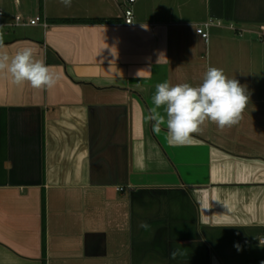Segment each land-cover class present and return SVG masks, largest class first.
<instances>
[{
  "label": "crops",
  "instance_id": "1",
  "mask_svg": "<svg viewBox=\"0 0 264 264\" xmlns=\"http://www.w3.org/2000/svg\"><path fill=\"white\" fill-rule=\"evenodd\" d=\"M125 8L0 0L6 50L60 76L37 91L0 74V264H264V0H139L132 24ZM210 66L246 86L242 119L172 147L145 120L155 85Z\"/></svg>",
  "mask_w": 264,
  "mask_h": 264
},
{
  "label": "clouds",
  "instance_id": "2",
  "mask_svg": "<svg viewBox=\"0 0 264 264\" xmlns=\"http://www.w3.org/2000/svg\"><path fill=\"white\" fill-rule=\"evenodd\" d=\"M70 7L72 0H60ZM0 74L10 83L22 88L25 85L33 90L44 91L55 88L60 76L44 60L37 59L32 47H22L9 53L0 33ZM139 79H150V68L136 72ZM250 96L247 88L235 78H229L223 69L208 67L202 82L193 86L189 83L161 82L155 85L152 107L145 120L151 122L152 130L160 133L162 126L167 129L166 140L172 147L188 146L194 142L193 134L203 132V126L214 123L219 129L230 128L242 119ZM140 227L149 226L142 222ZM264 245V239H260ZM178 254L171 253L172 257Z\"/></svg>",
  "mask_w": 264,
  "mask_h": 264
},
{
  "label": "built area",
  "instance_id": "3",
  "mask_svg": "<svg viewBox=\"0 0 264 264\" xmlns=\"http://www.w3.org/2000/svg\"><path fill=\"white\" fill-rule=\"evenodd\" d=\"M139 0H125L126 8H125V22L127 24H132L134 22V9L133 5L137 3ZM3 12L0 11V17L2 16ZM43 23V25L47 26V21L43 20L41 16H36L35 18H31L28 20L29 24H38V23ZM26 21L21 15H17L14 25H21L25 24ZM212 25V21L204 22L202 24H199L196 27V32L199 34L204 40L208 41L209 40V27ZM261 31H263L262 37L264 38V27H261Z\"/></svg>",
  "mask_w": 264,
  "mask_h": 264
},
{
  "label": "trees",
  "instance_id": "4",
  "mask_svg": "<svg viewBox=\"0 0 264 264\" xmlns=\"http://www.w3.org/2000/svg\"><path fill=\"white\" fill-rule=\"evenodd\" d=\"M53 23H102L105 19L102 18H58L52 19Z\"/></svg>",
  "mask_w": 264,
  "mask_h": 264
}]
</instances>
